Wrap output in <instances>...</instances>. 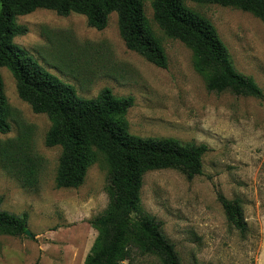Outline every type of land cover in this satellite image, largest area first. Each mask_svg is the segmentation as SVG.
<instances>
[{"label": "rangeland", "instance_id": "1", "mask_svg": "<svg viewBox=\"0 0 264 264\" xmlns=\"http://www.w3.org/2000/svg\"><path fill=\"white\" fill-rule=\"evenodd\" d=\"M142 1L165 50L166 70L126 48L117 14L109 16L105 30L97 31L83 16L63 18L39 10L18 18L28 34L14 43L83 99H95L104 89L118 99L134 98L126 116L131 135L209 147L203 176L193 181L176 170L144 177L143 214L162 223L182 264H264V99L209 93L205 78L194 69L193 52L167 37L154 20L152 0ZM185 5L213 24L234 69L252 78L264 94L263 22L236 8ZM0 76L11 127L9 134L0 135L2 209L18 217L27 214L32 235L0 236V264H84L98 235L89 222L103 215L110 202L105 156L97 152L79 189H57L62 150L45 144L50 120L35 115L19 98L8 70L1 69ZM6 151H21L38 162L36 189H23L4 169ZM218 194L242 201L246 237L228 224ZM133 256V262L123 264H160L156 258Z\"/></svg>", "mask_w": 264, "mask_h": 264}, {"label": "trees", "instance_id": "2", "mask_svg": "<svg viewBox=\"0 0 264 264\" xmlns=\"http://www.w3.org/2000/svg\"><path fill=\"white\" fill-rule=\"evenodd\" d=\"M217 5L251 13L264 24V0H152L154 20L173 40L188 47L194 55V69L206 81L209 93H231L236 97L264 99L252 78L239 74L231 63L228 48L216 28L206 18L191 11L186 2ZM39 10L59 17L83 16L88 27L107 28L108 18L117 14L119 33L126 48L159 69L168 68L165 50L153 32L142 0H0V70L13 76L19 98L35 115L51 122L45 144L59 147L62 154L56 177L57 189H79L97 152L105 156L110 168L106 212L91 220L97 232L94 246L84 264H123L134 256L156 258L160 264H182L181 257L165 236L162 223L144 215L142 189L147 173L164 170L181 172L188 181L203 176L206 145L182 144L175 139H142L128 131L126 116L134 107L132 97L116 98L104 89L91 100L78 96L76 89L45 70L14 40L28 34L18 24L20 17ZM9 106L0 76V135L9 134ZM23 152L3 156L4 169L25 190L39 185L40 166ZM21 154V155H20ZM20 155V156H18ZM0 197V236L21 238L28 231V215H12L2 209ZM228 224L242 238L248 233L243 203L218 194Z\"/></svg>", "mask_w": 264, "mask_h": 264}, {"label": "water", "instance_id": "3", "mask_svg": "<svg viewBox=\"0 0 264 264\" xmlns=\"http://www.w3.org/2000/svg\"><path fill=\"white\" fill-rule=\"evenodd\" d=\"M26 236H28V237H32L30 231H27V232H26Z\"/></svg>", "mask_w": 264, "mask_h": 264}]
</instances>
